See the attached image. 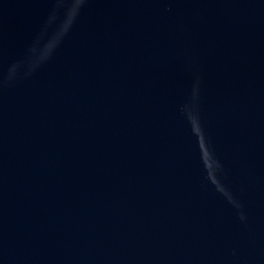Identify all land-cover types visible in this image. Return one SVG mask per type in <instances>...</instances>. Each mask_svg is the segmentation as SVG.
Returning a JSON list of instances; mask_svg holds the SVG:
<instances>
[{
  "label": "water",
  "instance_id": "1",
  "mask_svg": "<svg viewBox=\"0 0 264 264\" xmlns=\"http://www.w3.org/2000/svg\"><path fill=\"white\" fill-rule=\"evenodd\" d=\"M0 264H264V0H0Z\"/></svg>",
  "mask_w": 264,
  "mask_h": 264
}]
</instances>
